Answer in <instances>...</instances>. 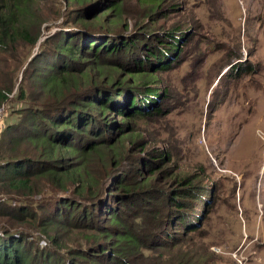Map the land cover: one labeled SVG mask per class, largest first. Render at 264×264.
<instances>
[{
  "label": "rangeland",
  "instance_id": "rangeland-1",
  "mask_svg": "<svg viewBox=\"0 0 264 264\" xmlns=\"http://www.w3.org/2000/svg\"><path fill=\"white\" fill-rule=\"evenodd\" d=\"M36 7L35 46L0 51L4 65L21 53L14 86L33 56H59L56 38L67 40L71 29L86 45H114L96 56L86 46L85 58L71 61L70 71L85 73L83 98L69 111L90 126L62 133L87 147L118 140L112 162L95 157L86 168L92 192L80 196L77 182L46 192L83 208L67 210L68 226L51 217L48 233L33 229L39 248L62 264H264V0H38ZM32 83L25 79L23 89ZM16 88L6 126L27 106ZM33 94L48 97L38 84ZM67 156L82 166L88 159ZM85 209L90 219L81 218ZM119 232L134 238L122 241Z\"/></svg>",
  "mask_w": 264,
  "mask_h": 264
},
{
  "label": "trees",
  "instance_id": "trees-1",
  "mask_svg": "<svg viewBox=\"0 0 264 264\" xmlns=\"http://www.w3.org/2000/svg\"><path fill=\"white\" fill-rule=\"evenodd\" d=\"M37 4L38 0H0V51L14 47V43L25 48L35 46L41 28ZM71 30L75 35L67 40L56 38L54 48L58 50L59 56L42 54L30 59L31 66L23 71L17 88L14 85L16 70L22 62L21 53L15 52L11 55V61L5 65L0 62V70L6 68L0 76V107L9 101L15 88L18 89V98L27 102V106L19 112L20 121L7 126L4 123L0 131V264H62L50 252L39 248L38 243L41 241L34 239V230H42L51 217L54 220L49 222L68 226L67 210L72 215L83 206L73 205L71 200L47 197L45 194L57 190L66 191L74 182L81 183L77 188L80 196L92 192L89 190L90 175L86 174V168L95 157L112 162L113 152L118 148L117 139H105L106 143L91 140L93 142L88 147L87 144L82 145V141L74 145L66 140L73 132L62 133L65 129L80 133L83 128L90 126L85 117L69 111L76 100L83 98L79 94L83 86L79 74L82 71V74L85 73L84 68L79 69L80 72L70 71L71 61L78 54L85 58L86 54H82L81 50L86 46L94 50L92 54L95 56L100 52H112L115 48L107 42L96 45L93 40L86 45L81 34L75 29ZM92 32L99 33L95 30ZM32 63H40L42 67L36 69ZM96 65L100 66L101 60ZM140 75L137 73L136 76ZM25 79L33 80L28 86L29 91L22 87ZM37 84L47 92L48 97L33 94ZM72 88L75 89L74 95L71 93ZM146 89L144 87L139 90L154 94L152 90ZM35 101L39 102L37 106ZM144 108H148V105ZM67 153L88 158L86 165L70 162ZM43 190L45 192L42 197L38 201L34 200L33 196ZM40 211L45 213L41 214ZM80 214L83 219L91 218L89 209ZM113 216L114 223L121 221L116 214ZM43 233H48L46 227ZM117 234L122 241L134 238L127 232Z\"/></svg>",
  "mask_w": 264,
  "mask_h": 264
},
{
  "label": "built area",
  "instance_id": "built-area-1",
  "mask_svg": "<svg viewBox=\"0 0 264 264\" xmlns=\"http://www.w3.org/2000/svg\"><path fill=\"white\" fill-rule=\"evenodd\" d=\"M4 117H5V105L0 107V131L4 126Z\"/></svg>",
  "mask_w": 264,
  "mask_h": 264
},
{
  "label": "bare ground",
  "instance_id": "bare-ground-1",
  "mask_svg": "<svg viewBox=\"0 0 264 264\" xmlns=\"http://www.w3.org/2000/svg\"><path fill=\"white\" fill-rule=\"evenodd\" d=\"M214 91V90H213Z\"/></svg>",
  "mask_w": 264,
  "mask_h": 264
}]
</instances>
